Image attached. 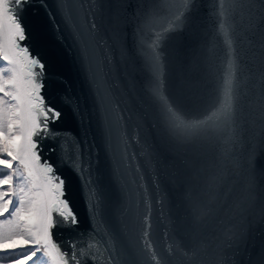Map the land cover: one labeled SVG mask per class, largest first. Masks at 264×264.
Segmentation results:
<instances>
[{
    "label": "snow or ice",
    "instance_id": "1",
    "mask_svg": "<svg viewBox=\"0 0 264 264\" xmlns=\"http://www.w3.org/2000/svg\"><path fill=\"white\" fill-rule=\"evenodd\" d=\"M31 0H0V262L6 264H176V252L184 264H203V242L199 228L207 219L217 217L227 204L228 215L220 220L222 240L216 264H236L232 259L251 228L248 219L258 192L264 188V169L254 166L257 150L264 155V76L259 93L260 117L245 118L241 79L244 53L256 48L259 35L261 59H264V0H216L213 6L214 35L208 43L207 68L211 88L187 80L169 83L165 50L171 40L187 25L191 0H146L139 5L136 34L138 51L150 72L148 91L157 110L159 123L170 146L177 152L196 156L206 146L216 148L211 171L202 185L189 190V216L193 243H167L161 250L152 239L149 214L135 221V240H125L118 229H109L98 220L97 229L85 239L70 241L66 250L54 239L57 227L74 228L81 221L66 198L65 179L53 163L42 157V142L55 140L61 133L52 125L62 113L45 96L47 67L29 46L30 34L23 21ZM83 5L57 0V9L72 28L81 45L82 62L96 61L103 38L79 22ZM246 20L238 31L236 17ZM150 34V35H149ZM255 55V52H253ZM92 74V82L102 101H108L107 81ZM116 120L106 135L113 138ZM250 129H253L250 131ZM241 150L245 155V195L228 202L225 186L233 179L232 167H241ZM49 151L56 152L55 146ZM60 160L75 171L84 168L79 146L60 145ZM91 184V181H88ZM93 217L103 215L102 200L90 189ZM147 205V201L144 202ZM150 212V206H149ZM249 264H264V250Z\"/></svg>",
    "mask_w": 264,
    "mask_h": 264
},
{
    "label": "water",
    "instance_id": "2",
    "mask_svg": "<svg viewBox=\"0 0 264 264\" xmlns=\"http://www.w3.org/2000/svg\"><path fill=\"white\" fill-rule=\"evenodd\" d=\"M82 4L79 22L95 30L103 41L91 65L82 62L81 45L57 9V0H31L25 8L23 21L30 34L29 46L46 63L45 96L61 111L62 116L52 127L61 133L55 140L42 142V157L53 163L66 182V198L81 223L74 228L57 227L54 239L66 250L70 241L85 239L103 220L109 229H118L125 240H135V221L149 214L152 239L163 250L167 243L179 242L185 248L193 243L192 224L186 196L190 189L199 188L211 171L216 148L206 146L199 155L175 151L167 141L159 123L157 110L148 91L150 72L138 51L136 34L139 5L146 0H67ZM193 5L187 25L171 40L165 50L169 83L183 79L211 88L208 78V43L214 35L213 6L216 0H191ZM238 31L243 32L246 20L237 15ZM150 35V34H149ZM256 48L241 44L244 59L241 79L246 92L245 118L255 120L258 130L260 117L259 93L264 76L259 35ZM255 52V55H253ZM99 72L107 81L108 101H102L92 82ZM114 125L109 143L106 129ZM253 129H250L252 131ZM79 146L86 171H75L60 160V145ZM55 146L56 152L49 151ZM245 155L241 150V167L232 168L233 179L225 186L229 203L245 195ZM254 166L264 169V155L256 152ZM91 181V184L88 181ZM90 189L97 190L103 215L93 217L89 201ZM147 201V205L144 203ZM150 206V212H149ZM225 204L217 217L207 219L199 228L203 242V264H216L222 240L220 220L226 219ZM248 219L251 228L232 259L236 264H249L250 258L264 250V188L258 192ZM91 264V261H88ZM176 264L184 257L176 252Z\"/></svg>",
    "mask_w": 264,
    "mask_h": 264
},
{
    "label": "trees",
    "instance_id": "3",
    "mask_svg": "<svg viewBox=\"0 0 264 264\" xmlns=\"http://www.w3.org/2000/svg\"><path fill=\"white\" fill-rule=\"evenodd\" d=\"M0 264H6V262H0Z\"/></svg>",
    "mask_w": 264,
    "mask_h": 264
}]
</instances>
